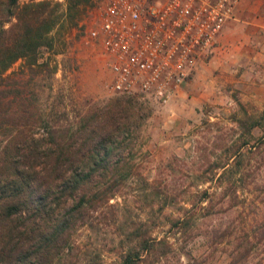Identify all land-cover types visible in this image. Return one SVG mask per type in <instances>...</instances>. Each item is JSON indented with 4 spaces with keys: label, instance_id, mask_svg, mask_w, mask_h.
<instances>
[{
    "label": "rangeland",
    "instance_id": "obj_1",
    "mask_svg": "<svg viewBox=\"0 0 264 264\" xmlns=\"http://www.w3.org/2000/svg\"><path fill=\"white\" fill-rule=\"evenodd\" d=\"M104 1L86 0L83 7L70 9L77 17L70 23L61 24L58 17L49 33L56 39L54 47L42 46L38 52L37 62L48 63L32 65V70L19 58L6 70L9 76L0 85V147L18 129L52 127L64 133L93 103L119 94L110 87L99 47L82 39ZM52 2L61 4L56 8L60 13L66 0ZM230 19L237 26L230 42L218 39L213 56L166 103L154 104L136 93L133 103L150 110L138 128L134 159L139 172L67 229L54 247V264H115L120 231L140 226L164 233L170 217L183 214L192 202L194 227L187 245L193 264H227L240 240L264 242V120L252 126L264 112V0H237L226 22ZM245 141L242 172L230 171V178L226 173L223 182L213 181L223 169L217 165L232 161L235 148ZM216 184L226 193L213 199ZM186 257L177 255L169 264H182ZM234 264L264 260H246L241 254Z\"/></svg>",
    "mask_w": 264,
    "mask_h": 264
},
{
    "label": "trees",
    "instance_id": "obj_2",
    "mask_svg": "<svg viewBox=\"0 0 264 264\" xmlns=\"http://www.w3.org/2000/svg\"><path fill=\"white\" fill-rule=\"evenodd\" d=\"M84 1L66 0L56 13L61 4L52 0H0V85L9 76L6 70L19 58L32 70V65L48 63L37 62L40 47H54L56 39L49 33L58 17L61 24L76 20L70 9L83 7ZM135 97L121 93L93 103L64 133L50 127L8 134L0 147V264H54L55 259L57 263L54 247L61 245L67 229L84 221L87 208L114 196L139 172L134 159L138 128L150 110L135 105ZM263 120L264 112L252 126L262 125ZM246 142L237 145L232 161L217 165L223 169L213 181L223 182L226 173L230 178V171L240 170ZM203 193L206 198L208 190ZM225 193L216 184L213 199ZM223 202L220 199L217 204ZM195 206L192 202L183 214L172 215L164 233L142 231L140 226L120 231L115 264H169L177 255L186 254L182 264H193L187 238L194 227L190 218ZM251 240H240L227 264H234L241 254L246 260H264V242Z\"/></svg>",
    "mask_w": 264,
    "mask_h": 264
},
{
    "label": "built area",
    "instance_id": "obj_3",
    "mask_svg": "<svg viewBox=\"0 0 264 264\" xmlns=\"http://www.w3.org/2000/svg\"><path fill=\"white\" fill-rule=\"evenodd\" d=\"M237 0H105L84 29L115 93L164 104L213 56Z\"/></svg>",
    "mask_w": 264,
    "mask_h": 264
},
{
    "label": "crops",
    "instance_id": "obj_4",
    "mask_svg": "<svg viewBox=\"0 0 264 264\" xmlns=\"http://www.w3.org/2000/svg\"><path fill=\"white\" fill-rule=\"evenodd\" d=\"M241 5L238 6L237 11L238 13L241 11ZM236 23L234 21H232L231 19L225 23L222 31L220 32V34L218 35V39L220 41V43L222 44H227L230 42V39L232 37V34L234 32V30L236 29Z\"/></svg>",
    "mask_w": 264,
    "mask_h": 264
}]
</instances>
